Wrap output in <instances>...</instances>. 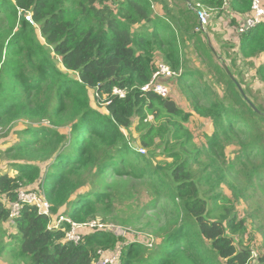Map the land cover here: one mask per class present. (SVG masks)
<instances>
[{
  "label": "trees",
  "instance_id": "1",
  "mask_svg": "<svg viewBox=\"0 0 264 264\" xmlns=\"http://www.w3.org/2000/svg\"><path fill=\"white\" fill-rule=\"evenodd\" d=\"M187 1L0 0V127L27 122L14 129L19 142L0 148V166L15 169L0 170V246L20 236L14 253L26 264H94L99 252L118 250L121 264H253L244 243L251 226L264 247V200L245 217L231 204L248 202L255 188L264 194V63L259 89L237 71L239 61L264 55V23L237 34V45L219 40L222 55L196 32ZM201 1L214 18L226 13L223 0ZM239 1L228 10L251 11V0ZM157 58L178 74L167 80V99L142 91ZM125 180L148 185L143 214L158 206L163 221L120 217ZM22 188L43 195L54 215L114 220L152 235L156 246L110 232L65 243L70 226L48 229L33 206L13 228L9 204Z\"/></svg>",
  "mask_w": 264,
  "mask_h": 264
},
{
  "label": "built area",
  "instance_id": "2",
  "mask_svg": "<svg viewBox=\"0 0 264 264\" xmlns=\"http://www.w3.org/2000/svg\"><path fill=\"white\" fill-rule=\"evenodd\" d=\"M229 6L230 0H223V9H228ZM189 8L193 10L195 9L191 4H189ZM197 14L200 24L199 30L203 31L206 29L213 16L210 11L204 9L197 10ZM262 23H264V0H251L250 14L247 20L238 27L237 34H246ZM177 76L178 74L175 71H172L164 61H157L156 71L150 82L142 88V91L145 93L153 92L159 97L167 99L171 96V86L163 83L161 80L174 79ZM114 93L119 94L122 97L124 96V94L118 90H114ZM140 152L141 154L145 153L143 149H141ZM17 194V200L9 204V225L13 228L16 227V221L20 217L22 209L25 206H33L38 209L39 214L49 219L48 229L61 230L65 229V224L70 226V228L65 231V243L78 245L85 237L102 232H114V235L120 237L118 231L111 230L110 227L99 224L102 222L93 220L86 223H75L65 213L54 215L49 202L43 195L35 191V189L22 188ZM121 259V252L119 250L110 254L101 251L99 252L98 260L94 264H121Z\"/></svg>",
  "mask_w": 264,
  "mask_h": 264
},
{
  "label": "rangeland",
  "instance_id": "3",
  "mask_svg": "<svg viewBox=\"0 0 264 264\" xmlns=\"http://www.w3.org/2000/svg\"><path fill=\"white\" fill-rule=\"evenodd\" d=\"M212 44L215 47V49L219 48L215 42H212ZM157 61H163V59L157 58L155 60V65ZM177 98H178L179 103L181 105H184V103L182 102V97L177 96ZM135 123H136V120H135ZM190 123L191 124L189 126L194 129V133L196 135L195 137L197 138V141L200 143V145L204 144L205 137L203 134H199V131L202 130L201 121H199L198 118H195V119L192 118L190 120ZM26 124L27 122L14 123L10 125L8 128L0 127V148H4L6 143L9 144L10 141L14 140L15 138H16L15 143L19 142L20 141L19 135L14 133V129H23L26 126ZM138 136H139V133L137 132V130L133 129L132 139H134L135 141H138ZM140 150L138 152L141 154ZM143 150L145 151V153H147L146 149L143 148ZM234 151H235L234 149L232 151L228 150V155L233 156ZM0 170H2V172H13V170L15 169L12 167H9V168L1 167ZM117 188H118V192L125 191V194L122 200L117 203L118 214L120 215L121 218L127 219L129 217H138L142 215L144 223L148 222L150 219L152 220L159 219V221L164 220V215H163L164 213L163 212L160 213L161 209L158 208V206H156V208H152L151 210L147 211V213H150V215L144 216L143 214V208L145 207L148 200L152 197V192L150 188L148 187V185L139 186L138 183L132 182L130 180H125L121 182V184ZM224 190H225V194L227 197L233 198L232 192L228 187H224ZM251 195H252V199L247 200L248 202L240 200V203H237L234 201L233 203H231V204H234V203L236 204V208L240 212L241 217H245L244 213L246 210L247 212H249V208L251 205H255L256 203H261L262 205V202L264 200V194L260 189L255 188V190L254 189L251 190ZM113 221L108 222L109 224L108 223L107 224L99 223V224L110 227L111 230L118 231L120 234V237H124V236L129 237L130 238L129 243L140 241L142 243H147V245H150L148 246L149 248H153L156 246L155 239L154 238L152 239V235L139 233L137 230L133 229L132 227L124 228L122 225H119L115 221L114 222ZM248 224L251 225L252 221H249ZM254 224L256 227L259 226L257 221H254ZM249 230H250V234L247 240L246 239L244 240L245 241L244 243L246 246H248L253 251L252 253L254 255L253 257L254 259L252 263L256 264L259 255L264 253L263 234L259 230L254 229L252 226L249 228ZM20 244H21V238L20 236H16L13 242V246L19 249ZM25 263L26 261L23 260L21 257L18 258V263H17V258L15 257L11 259L9 258V260H7L5 264H25Z\"/></svg>",
  "mask_w": 264,
  "mask_h": 264
},
{
  "label": "crops",
  "instance_id": "4",
  "mask_svg": "<svg viewBox=\"0 0 264 264\" xmlns=\"http://www.w3.org/2000/svg\"><path fill=\"white\" fill-rule=\"evenodd\" d=\"M236 2L239 0H235ZM245 0H240L238 4L242 3ZM201 2L202 4H199ZM189 4L193 5L195 7L194 11L197 14V10H208L207 7L209 6H203L204 3L201 0H191L187 1V7H189ZM198 7V8H197ZM191 9V8H190ZM193 10V9H192ZM226 13L223 16L220 17H212L209 26L206 27L205 30H199L200 29V24H199V19H198V27L196 29V32H202L205 37H207L208 42L210 45L215 48L212 44V42H215L218 47V41H226L231 44L237 45L239 42L238 36H237V29L238 27L244 23L249 14H250V9L246 11V13H241V12H235L230 8V10L226 9ZM209 11V10H208ZM157 12L162 14V7L157 6ZM198 18V14H197ZM215 50V49H214ZM219 52L224 55V51L221 50L220 48L217 49ZM216 51V50H215ZM230 52V51H229ZM231 53V52H230ZM231 56L234 57V53H231ZM246 63H250L248 66ZM264 63V55H261L256 58L248 59L245 60L241 63L239 61V64H237V71H242L246 77H249L253 80V88L254 89H259L263 85L259 82V80L256 79V71L257 69ZM163 83H168L167 80H161ZM20 130V129H19ZM10 137V136H9ZM8 241V240H7ZM14 241H8L5 243V245L0 246V264H5L9 258H17V263H18V258L19 256L17 253H14V250L16 247L13 246ZM3 248V249H2ZM26 264V263H25Z\"/></svg>",
  "mask_w": 264,
  "mask_h": 264
}]
</instances>
